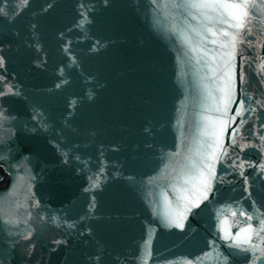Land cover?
Returning <instances> with one entry per match:
<instances>
[{
    "label": "water",
    "instance_id": "obj_1",
    "mask_svg": "<svg viewBox=\"0 0 264 264\" xmlns=\"http://www.w3.org/2000/svg\"><path fill=\"white\" fill-rule=\"evenodd\" d=\"M193 2L0 0V264H264V0Z\"/></svg>",
    "mask_w": 264,
    "mask_h": 264
},
{
    "label": "snow or ice",
    "instance_id": "obj_2",
    "mask_svg": "<svg viewBox=\"0 0 264 264\" xmlns=\"http://www.w3.org/2000/svg\"><path fill=\"white\" fill-rule=\"evenodd\" d=\"M188 6L199 10L201 15L204 16L205 20H207L209 24L218 22L227 24L228 28L236 29V32H221L222 36L229 38L227 45L221 44V47L231 46V54L234 55L237 43L243 42L240 39L241 33L244 32V30L247 28V25L253 20L255 13L252 10L259 5L256 3H249L248 0H241V2H227V0H197V2L190 3ZM0 11H2V9H0ZM209 12H215L216 16L213 17L212 15H209ZM225 16L227 17L226 19ZM193 19H196V17L194 16ZM207 30L208 32L212 33L211 27H209ZM247 31L249 34L251 33L250 28L247 29ZM212 34L215 35V33ZM211 42L216 43L215 40ZM241 107H243V105H241ZM237 115H239V113H237ZM205 190H207V185L205 186ZM246 219L252 220L253 217L248 216ZM177 226L182 227L180 224ZM246 231L253 233L259 238L260 233H264V219L260 221L258 229H253L252 226L249 225ZM246 240L251 244L252 236L246 237ZM261 243L264 244V238H261ZM251 246L253 248L258 247L256 244H251ZM261 252H264V249H261Z\"/></svg>",
    "mask_w": 264,
    "mask_h": 264
}]
</instances>
